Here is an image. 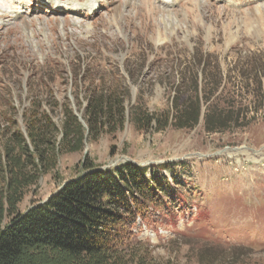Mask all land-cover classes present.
Instances as JSON below:
<instances>
[{
  "label": "rangeland",
  "instance_id": "rangeland-1",
  "mask_svg": "<svg viewBox=\"0 0 264 264\" xmlns=\"http://www.w3.org/2000/svg\"><path fill=\"white\" fill-rule=\"evenodd\" d=\"M195 56L220 78L212 106L234 105L247 119L209 133L204 104L193 129L138 130L133 108L170 111L176 88L192 89ZM79 65L101 76L87 86L126 78L124 129L61 154L20 209L45 202L80 175L85 158L102 169L153 167L186 181L192 208L165 214L150 207L152 219L135 225L141 248L163 264H264V0H0V98L11 92L19 106L27 86L46 74L56 99L75 110L71 71Z\"/></svg>",
  "mask_w": 264,
  "mask_h": 264
},
{
  "label": "trees",
  "instance_id": "trees-1",
  "mask_svg": "<svg viewBox=\"0 0 264 264\" xmlns=\"http://www.w3.org/2000/svg\"><path fill=\"white\" fill-rule=\"evenodd\" d=\"M201 57L194 58L200 70L192 89L181 92L179 85L170 111L151 114L140 105L133 108L132 122L138 130L153 125L157 131L193 129L204 104L209 105L203 115L209 133L226 131L247 119L244 109L234 105L212 106L220 78L207 74ZM82 68L71 71L75 110L56 99L46 74L27 86L28 96L19 106L11 92L0 98V264H163L135 238L137 220L152 219L150 207L165 214L173 211L171 207L182 212L192 208V188L176 175H159L153 167L130 162L102 169L85 158L80 175L45 202L20 209L41 178L56 169L61 154L82 152L86 140L124 129L130 97L126 78L101 88L87 86L88 80L101 76L93 71L92 77L88 68ZM126 73L133 78L131 68ZM258 90L261 107L263 81Z\"/></svg>",
  "mask_w": 264,
  "mask_h": 264
},
{
  "label": "bare ground",
  "instance_id": "bare-ground-1",
  "mask_svg": "<svg viewBox=\"0 0 264 264\" xmlns=\"http://www.w3.org/2000/svg\"><path fill=\"white\" fill-rule=\"evenodd\" d=\"M58 1H61V0H58ZM77 11V10H76ZM70 12H73V10H70ZM93 13H94V11H93Z\"/></svg>",
  "mask_w": 264,
  "mask_h": 264
}]
</instances>
